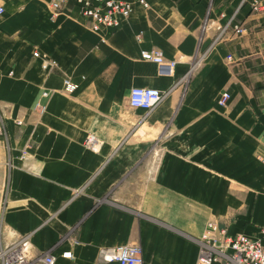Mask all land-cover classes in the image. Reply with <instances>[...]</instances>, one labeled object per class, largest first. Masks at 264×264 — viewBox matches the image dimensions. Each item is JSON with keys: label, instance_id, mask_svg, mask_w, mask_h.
<instances>
[{"label": "crops", "instance_id": "crops-1", "mask_svg": "<svg viewBox=\"0 0 264 264\" xmlns=\"http://www.w3.org/2000/svg\"><path fill=\"white\" fill-rule=\"evenodd\" d=\"M49 1L0 0V246L26 236L59 264H116L110 249L137 242L143 264H196L208 220L259 238L264 15L248 0H128L102 40L73 0L55 15ZM151 48L177 59L172 75L140 57ZM133 86L164 96L131 107Z\"/></svg>", "mask_w": 264, "mask_h": 264}, {"label": "built area", "instance_id": "built-area-1", "mask_svg": "<svg viewBox=\"0 0 264 264\" xmlns=\"http://www.w3.org/2000/svg\"><path fill=\"white\" fill-rule=\"evenodd\" d=\"M69 0H50L49 6L52 15L66 12V3ZM247 1V0H243ZM78 11L86 17L89 27L94 32L101 35L108 29L118 25L119 18H126L131 12L128 0H73ZM144 8L149 7L148 0H137ZM251 12L264 15V0H248ZM4 7L0 3V15ZM229 27L233 34L242 35L246 28L242 24H229L220 26L219 33L225 32ZM38 56V52L33 53ZM143 60L153 62L158 73L162 75H172L177 64V59L166 58L159 49L151 48L140 51ZM228 59L231 56L227 57ZM264 61V54H261ZM54 65L53 60L44 58L42 67ZM78 84L70 77L65 76L62 81V91L71 95L77 90ZM42 96H47L48 91L42 90ZM164 96L160 90L146 86H133L129 90L128 103L131 107L141 108L144 111L151 110ZM230 94L222 91L216 98V104L225 105ZM19 123V122H18ZM2 124L0 123V132ZM83 145L89 150L96 151L101 141L94 134H87ZM217 225L209 221L205 225L202 237L198 241V255L196 264H264V245L261 239L264 238V226L259 229V238H252L243 233L228 235L223 229L216 234ZM62 258H71L70 251L60 254ZM115 260L116 264H143L141 247L137 242L115 246L110 249L107 258ZM0 264H59L51 250L41 253H34L32 244L26 236H19L0 246Z\"/></svg>", "mask_w": 264, "mask_h": 264}, {"label": "rangeland", "instance_id": "rangeland-1", "mask_svg": "<svg viewBox=\"0 0 264 264\" xmlns=\"http://www.w3.org/2000/svg\"><path fill=\"white\" fill-rule=\"evenodd\" d=\"M209 221H212L213 223H215L218 227H219V225H218V223L216 222V220H208V222ZM206 225V224H205ZM205 230V227L203 228V230L198 234V236H194L192 239L198 244V241H197V239L199 240V238H201L202 237V234H203V231Z\"/></svg>", "mask_w": 264, "mask_h": 264}, {"label": "bare ground", "instance_id": "bare-ground-1", "mask_svg": "<svg viewBox=\"0 0 264 264\" xmlns=\"http://www.w3.org/2000/svg\"><path fill=\"white\" fill-rule=\"evenodd\" d=\"M73 4H74V2H73ZM236 35V34H235ZM237 36H239V35H237ZM224 91H227V90H224ZM228 92V91H227ZM229 93V92H228ZM129 95V94H128ZM230 97V96H229ZM217 98V97H216ZM229 99V98H228ZM228 99H227V101H228ZM227 101H226V103H227ZM226 103H225V105H226ZM129 104V103H128ZM215 104H216V100H215ZM217 106H220V107H222V106H225V105H218V104H216ZM130 106V105H129ZM220 233V231H218V228H217V231H216V234H219ZM259 233H260V231H259ZM228 235H230V234H228ZM260 237V236H259ZM262 239H264V238H262ZM262 239H261V241H262ZM262 243V242H261Z\"/></svg>", "mask_w": 264, "mask_h": 264}]
</instances>
